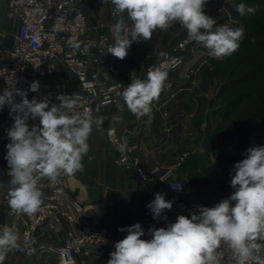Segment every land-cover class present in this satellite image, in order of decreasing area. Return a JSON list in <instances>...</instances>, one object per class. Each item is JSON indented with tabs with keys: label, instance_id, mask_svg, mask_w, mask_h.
Returning a JSON list of instances; mask_svg holds the SVG:
<instances>
[{
	"label": "clouds",
	"instance_id": "1",
	"mask_svg": "<svg viewBox=\"0 0 264 264\" xmlns=\"http://www.w3.org/2000/svg\"><path fill=\"white\" fill-rule=\"evenodd\" d=\"M110 2L113 16L119 19L111 28L114 43L107 53L120 60L126 58L134 41L151 40L157 29L166 31L174 23L186 30V43L202 46L210 58L217 60L237 52L245 36L243 25L217 26V20L205 14L207 0ZM258 8L245 3L235 6L242 18L255 15ZM158 55L161 63L148 69L146 79L132 76L131 83L118 93L137 119L148 117L146 123L151 122L153 102L159 99L168 78V54L161 51ZM39 88L38 81L30 84L34 93ZM15 96L21 97L19 103ZM56 99L60 103L49 108L47 100H29L26 91L15 87L0 94V109L8 105L14 120L7 130L10 143L5 159L10 177L8 206L16 214L31 216L40 210L44 202L42 179L54 185L62 175L82 170L83 159L90 151L92 125L99 130L104 122L103 117L94 118L87 109L75 112L80 103L78 94H59ZM37 118L39 124L30 128L28 120ZM231 172L234 192L228 198L212 207H198L190 217L178 215L167 227L149 228L150 240L142 239L145 231L139 223L119 228L127 235L114 244L107 264H264V146L248 148L245 158L236 162ZM146 207L153 219L167 220L163 213L171 210L173 202L166 200L165 194L155 193ZM19 240L15 224L0 229V264L10 251L20 249Z\"/></svg>",
	"mask_w": 264,
	"mask_h": 264
},
{
	"label": "crops",
	"instance_id": "2",
	"mask_svg": "<svg viewBox=\"0 0 264 264\" xmlns=\"http://www.w3.org/2000/svg\"><path fill=\"white\" fill-rule=\"evenodd\" d=\"M233 5V0H207L204 11L206 15L215 18L214 11L211 14L213 7ZM113 8L110 0H91L84 6L83 11L92 34L99 36L107 33L113 37L111 28L119 19L118 16H113ZM3 17L6 24L2 22ZM124 18L131 26L126 13ZM18 29L19 23L12 1L0 0V49L9 45ZM185 36L186 30L179 23H175L166 31L157 29L151 40L141 39L131 44L126 58L117 60L115 72L108 73L102 69L91 71V76L98 81L121 83L122 92L131 83L132 76L146 79L149 66L161 59L158 55L161 51H175V54L183 56L185 61L178 69L168 71V78L159 99L153 102L150 123L145 122L148 117L137 119L128 110L120 95L116 104L101 109L95 117H103L104 122L99 130L95 124L92 125L93 130L88 139L90 151L83 159L82 170L71 176L65 175L69 194L86 206L88 215L96 217L102 225L110 227L123 238L127 232L118 229L136 223L145 231L142 239L146 238L142 217L148 195L150 192H165L166 188L159 182L145 185L133 168L116 164L117 150L109 140L108 131L114 129L129 142L137 144V153L143 164L148 170H154L184 159V153L200 141V138H196L201 129L200 118L206 119L208 126V123L213 121V113L219 107V101L224 99V96H220L224 81L220 82L219 78H216L217 67L213 64L214 59L208 56L207 49L197 44L193 45L194 47L178 48L179 42ZM42 80L51 84L61 83L69 89L79 87L74 74L60 62L53 63L51 70H46ZM169 83L171 86L167 87ZM32 99L34 97L29 100ZM27 123L31 128L36 119H29ZM6 146L5 142L0 141V229L15 224L20 236L25 227V216L23 213L12 212L8 206L10 177L8 162L5 159ZM195 151L193 149V152ZM88 156L93 159L89 160ZM169 223H172L171 217H167L165 227ZM66 231L64 227L48 232L43 241L62 244ZM21 249L23 250L10 251L3 264H66L48 248L29 245ZM114 250L115 248L106 249L96 264H107L109 254ZM75 264H80V261Z\"/></svg>",
	"mask_w": 264,
	"mask_h": 264
},
{
	"label": "built area",
	"instance_id": "3",
	"mask_svg": "<svg viewBox=\"0 0 264 264\" xmlns=\"http://www.w3.org/2000/svg\"><path fill=\"white\" fill-rule=\"evenodd\" d=\"M11 1L19 29L9 45L0 49V94L7 88L15 87L26 91L28 99L34 97L37 101L47 100L49 108L52 104L60 103L56 99L59 94H78L80 103L75 112L87 109L93 117L104 107L118 102L121 83H105L91 76L93 69L115 72L118 60L107 53L114 38L107 33L96 36L90 32L83 8L91 0ZM36 8L42 11L37 13ZM185 41L186 36L179 42L178 48L195 44ZM166 53L168 71L176 70L184 64L182 56L173 55L171 51ZM55 62L64 64L74 74L79 84L77 89H69L61 83L43 82L46 70H51ZM160 63L161 59L149 68ZM33 81H38L40 85L39 91L35 93L30 90ZM170 86L171 83L167 84V87ZM14 99L17 103L21 101L20 96H15ZM13 123L9 106L5 105L0 109V141L6 145L10 143L7 130ZM35 124H39L38 118ZM108 136L117 150L116 164L133 168L145 185L159 182L166 188L165 192H150L148 195L142 217L146 227V240L151 239L149 228L165 227L166 223L162 217L153 219L152 213L146 207L154 200L155 193H163L166 200L173 202L171 210L163 213V216L172 218V223L178 215L190 217L191 213L198 211V207H212L222 200L205 203L191 198L186 183L177 175L180 162L148 170L137 153V144L129 142L114 129L108 131ZM40 188L44 202L35 214H24L25 227L19 236L20 249L35 245L48 248L66 264H75L77 261L80 264H96L106 249L114 248V244L123 239L110 227L102 225L96 217L88 215L86 206L69 194L65 175L54 185L47 179H42ZM233 192L234 190L226 198ZM64 227L67 231L62 244L43 241L48 232Z\"/></svg>",
	"mask_w": 264,
	"mask_h": 264
},
{
	"label": "rangeland",
	"instance_id": "4",
	"mask_svg": "<svg viewBox=\"0 0 264 264\" xmlns=\"http://www.w3.org/2000/svg\"><path fill=\"white\" fill-rule=\"evenodd\" d=\"M214 11L215 18L218 19L217 26L228 24L231 27H238L243 25L245 28V36L240 44V48L237 52L233 53L231 56L225 57L222 60L225 63L229 64V71L230 74H226L222 77H219L216 75L217 79L219 78L220 82L224 81L225 79H236L237 77L244 74L243 70L241 72H237L241 67H243V64L246 63L244 58H242L243 49H249L251 51L253 50H264V46H259V42L262 41L263 37L261 35L257 36V38L253 39V37H250V33L253 31V27H246L245 22L238 16V13L235 10V7H228L224 6L222 8L220 7H213V10L211 9V14ZM263 15L264 12L262 11ZM223 17H225L223 19ZM227 17V18H226ZM222 18V22H221ZM238 18H240L238 20ZM6 24V20L4 17L2 18V22ZM264 32V30H263ZM262 32V33H263ZM196 45V44H193ZM193 45H189L191 47H194ZM185 48V47H183ZM167 52V51H165ZM173 55L181 56L179 54H175V51H171ZM183 57V56H182ZM184 58V57H183ZM217 63H221V60L214 59L213 64L216 66ZM250 116V114H249ZM262 118L260 120L256 121V127H254L252 130L244 131L243 133L238 132H223V130H218L216 126H221V120L220 117L213 118L212 122V130L208 128L206 119L203 117L200 118V127L201 129L197 133L196 138H200V141L198 144L191 147V149H188L187 153L183 155L184 159L188 158L187 165H184L183 167L179 168L177 171L178 177L183 180L189 191L190 195L193 199L202 201L205 203H214L218 200L226 198L232 190H234L230 186V181L232 175L234 173L231 172V169L233 168L234 164L236 162H239L240 160L244 159L245 156L236 158L235 162L233 161L231 164H229L228 167H226L223 171V174L219 176V178H216L218 181L214 185V188L212 187H206V190H199L198 188L202 185H199V183L195 182V180L198 178L197 172H193L190 168L192 164L199 161L200 168L202 166V169L204 170L206 163L210 161H216L219 160L223 155H232L235 156L238 151L241 150H247L250 147H256V146H264V113H262ZM240 118V117H239ZM224 124L225 126H228L230 123L227 121ZM247 123V121H246ZM208 130V131H207ZM218 130V131H217ZM212 131L216 134L212 135ZM208 132V135L206 133ZM223 133V134H222ZM247 134V135H246ZM245 135V136H243ZM207 138V139H206ZM193 149L196 151L193 152ZM231 156V157H232ZM183 159V160H184ZM181 160V162L183 161ZM182 175V176H180ZM204 189V188H203Z\"/></svg>",
	"mask_w": 264,
	"mask_h": 264
},
{
	"label": "trees",
	"instance_id": "5",
	"mask_svg": "<svg viewBox=\"0 0 264 264\" xmlns=\"http://www.w3.org/2000/svg\"><path fill=\"white\" fill-rule=\"evenodd\" d=\"M234 7L239 3H245L247 5H259V8L255 15H249L247 17H240L245 22L246 27H253V31L249 34L253 39L261 35L262 41L259 42V46H264V0H233ZM263 32V33H262ZM246 34V33H245ZM242 58L245 62L243 67L237 72L243 70L244 74L236 79H225L221 89L220 96H224V99L219 101V107L213 113V117H220L221 126L218 125V130L223 132H238L243 133L247 130H252L256 127V121L262 118L264 113V50L243 49ZM216 74L222 77L226 74H230L228 63H217L215 66ZM224 93V94H223ZM250 114V116H249ZM240 117V118H239ZM227 121L230 124L224 127ZM247 121V123H246ZM212 122L208 123L209 130H212ZM217 130V131H218ZM216 134L212 131V135ZM223 134V133H222ZM247 135V134H246ZM245 136V135H243ZM246 150L238 151L235 156L223 155L219 160L210 161L206 163L205 169L199 167V161L191 165L193 172H197L198 178L195 182L202 185L199 190H206V187H213L217 183L219 176L223 174L226 167L229 166L236 158L245 156ZM232 156V157H231ZM188 158L180 162L178 169L187 165ZM211 187V188H212ZM204 188V189H203Z\"/></svg>",
	"mask_w": 264,
	"mask_h": 264
}]
</instances>
